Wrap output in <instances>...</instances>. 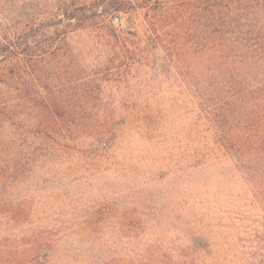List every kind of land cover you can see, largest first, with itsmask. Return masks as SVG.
<instances>
[{
  "label": "rangeland",
  "instance_id": "obj_1",
  "mask_svg": "<svg viewBox=\"0 0 264 264\" xmlns=\"http://www.w3.org/2000/svg\"><path fill=\"white\" fill-rule=\"evenodd\" d=\"M57 1L0 0V29L52 26ZM125 9L70 28L68 73H32L29 91L21 81L20 114L0 125V249L36 235L45 258L30 264H119L148 245L185 264L263 263L253 177L202 109L210 79L176 73L156 49L114 58L121 44L99 42L111 28L144 46L143 19L129 15L143 8ZM53 97L62 108L42 113Z\"/></svg>",
  "mask_w": 264,
  "mask_h": 264
},
{
  "label": "trees",
  "instance_id": "obj_2",
  "mask_svg": "<svg viewBox=\"0 0 264 264\" xmlns=\"http://www.w3.org/2000/svg\"><path fill=\"white\" fill-rule=\"evenodd\" d=\"M60 14L54 23L28 22L0 29V125L18 118L22 103L21 81L31 87L32 73H68L64 44L73 25L87 26L98 16H120L125 8L141 6L146 26L144 46L122 43L115 28L99 42L121 44L112 53L118 61L147 58L151 49L162 64L176 73H204L210 79L205 117L221 144L246 168L264 210V0H58ZM74 21V22H73ZM123 44V45H122ZM136 56V57H135ZM104 62L84 68L101 73ZM52 69H55L53 71ZM26 79H25V77ZM24 78V79H23ZM203 83H205V81ZM196 86V87H194ZM198 92L199 85H192ZM31 93V92H30ZM42 102L41 112L57 114L58 97ZM29 102V100H28ZM17 253L0 249V264H30L43 257V241L36 235L22 237ZM45 258V257H43ZM119 264H185L170 252L148 245L141 253ZM259 264H264L259 263Z\"/></svg>",
  "mask_w": 264,
  "mask_h": 264
},
{
  "label": "water",
  "instance_id": "obj_3",
  "mask_svg": "<svg viewBox=\"0 0 264 264\" xmlns=\"http://www.w3.org/2000/svg\"><path fill=\"white\" fill-rule=\"evenodd\" d=\"M114 21H120L119 16H114Z\"/></svg>",
  "mask_w": 264,
  "mask_h": 264
}]
</instances>
